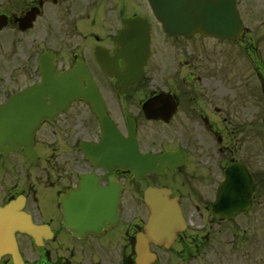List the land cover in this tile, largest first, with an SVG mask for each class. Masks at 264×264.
Returning a JSON list of instances; mask_svg holds the SVG:
<instances>
[{
	"label": "flooded vegetation",
	"instance_id": "obj_1",
	"mask_svg": "<svg viewBox=\"0 0 264 264\" xmlns=\"http://www.w3.org/2000/svg\"><path fill=\"white\" fill-rule=\"evenodd\" d=\"M233 1L243 31L229 42L169 35L147 0H0V120L12 123L0 134L14 136V143L0 146V206L18 200L19 212L35 226L34 235H15L24 264H139L147 187L168 188L186 226L168 247L149 243L141 264H264V160L257 145L244 150L240 138L243 120H250L253 135L261 130L264 0ZM127 18L148 23L149 55L140 79L119 91L98 57L124 53L114 39ZM203 41L210 47L202 48ZM42 55L56 76L80 68L79 85L97 95L77 97L53 113L42 90ZM238 55L247 64L234 62ZM117 64L125 67L121 58ZM133 149L152 159L180 155L170 165L142 159L135 170ZM247 149H255L251 157ZM239 165L255 189L249 206L231 216L222 215L231 209H217L218 216L219 189L228 168ZM71 199L96 201L97 214L113 218L74 234L65 224ZM0 264H13L11 256Z\"/></svg>",
	"mask_w": 264,
	"mask_h": 264
},
{
	"label": "water",
	"instance_id": "obj_2",
	"mask_svg": "<svg viewBox=\"0 0 264 264\" xmlns=\"http://www.w3.org/2000/svg\"><path fill=\"white\" fill-rule=\"evenodd\" d=\"M158 19L163 23L165 30L170 33L187 35L198 31L204 35H214L217 37L235 36L234 27L239 23L236 17L234 5L227 0H149ZM131 27L135 28V22H131ZM143 36L132 38L131 46L135 48L133 55L139 54L141 58L147 51L146 31H142ZM143 54V55H142ZM104 70L111 75H115L113 70L106 66ZM42 69L46 79H51L50 85L52 98L72 97L74 92L73 74L63 75L61 77L52 76L53 73L46 69V61L42 60ZM118 75V73L116 72ZM119 77V76H118ZM121 78V77H120ZM1 127V125H0ZM8 135H0L7 138ZM232 169V168H231ZM230 170V169H229ZM231 173V172H230ZM231 176V174H229ZM232 178L229 177V190ZM236 185L247 187V179L242 181L239 175L235 179ZM248 188V187H247ZM227 190V189H226ZM228 191V190H227ZM167 191L164 189L149 188L145 191L144 200L150 210V217L147 226V232L150 240L158 241L160 236L167 240L174 236V233L180 228L182 223L181 213L176 200H169ZM17 204H10L0 208V256L5 253L12 254L14 263L21 264L20 257L16 254L14 232L16 230L30 232L26 218L15 210ZM86 207L87 205H83ZM72 221L67 225L69 228L76 227L82 220L87 223L94 221L93 215H75L71 216ZM87 218L89 221H87ZM143 240V239H142ZM140 249V248H139Z\"/></svg>",
	"mask_w": 264,
	"mask_h": 264
},
{
	"label": "rangeland",
	"instance_id": "obj_3",
	"mask_svg": "<svg viewBox=\"0 0 264 264\" xmlns=\"http://www.w3.org/2000/svg\"><path fill=\"white\" fill-rule=\"evenodd\" d=\"M201 47L202 48L210 47V45L206 41V42H203L202 43ZM228 52L230 54V49H228ZM233 59L236 60V61L233 60L234 62H237V63L240 64V58L238 56H235V57L233 56ZM259 59H260V63H262L264 65V40H260L259 41ZM260 72H261V75H263V77H264V71H260ZM246 73H247V71H246ZM244 78H246V75H244ZM258 118H259V120H257V123L259 124L260 127H262V121H261L262 119L260 117H258ZM243 121H245V123L248 124V122H247L248 120H243ZM245 127H247V126H245ZM242 136L243 137H240V138H243V147H244V150H245L247 144L249 146H251V144H254L255 147L257 145L258 146V149H259L260 159H263L264 160V139H263L264 136L261 137V138H259V136L253 135L252 133L248 132V128L245 129V133ZM246 152H248L246 154L251 157V155L254 154L255 149L252 150V154H251V150L250 149H247Z\"/></svg>",
	"mask_w": 264,
	"mask_h": 264
}]
</instances>
